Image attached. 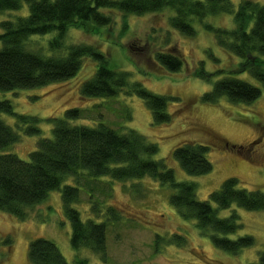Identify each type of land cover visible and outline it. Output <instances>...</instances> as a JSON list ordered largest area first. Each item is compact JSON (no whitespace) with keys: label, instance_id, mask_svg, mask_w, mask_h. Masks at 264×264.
<instances>
[{"label":"rangeland","instance_id":"1","mask_svg":"<svg viewBox=\"0 0 264 264\" xmlns=\"http://www.w3.org/2000/svg\"><path fill=\"white\" fill-rule=\"evenodd\" d=\"M246 0H233L234 9ZM264 4V0H252ZM29 13L25 4L21 9L0 12V22ZM111 25L93 31L70 27L65 44H87L102 50L109 66L129 73L132 82L139 81L153 93L168 98L167 111L171 121L154 125L152 111L137 94L121 92L114 97H84L81 87L92 78L99 63L84 58L78 73L69 79L51 82L38 88L0 91V98L9 99L18 114L33 115L40 119L38 134H27L25 127L11 114L0 113V119L15 128L19 141L6 151L19 158L30 160L42 137L52 138L54 120L64 117L67 109H80L81 116L70 124H109L113 129L126 132L133 128L157 143L154 159H162L173 169L177 181L196 182L199 200H208L224 180L236 177L238 187L264 191V88L261 96L252 103H235L227 97L217 102H204L201 95L213 88L194 73L203 61L207 71L219 68H237L240 57L223 49L204 24L195 17L192 21L195 35L182 34L170 24L173 11L163 9L142 15L124 14L111 10ZM204 22L234 28L232 14L206 18ZM3 28L0 23V34ZM55 33L32 36L26 49L51 54L49 40ZM3 44L0 40V48ZM171 51L182 58V69L176 72L162 68L155 57L159 51ZM249 83L262 85L254 76L238 75ZM259 139L251 150L246 142ZM186 142L204 144L207 157L213 164L212 172L190 175L183 170L173 150ZM226 142L228 145L226 146ZM241 145L243 148H239ZM1 154V152H0ZM66 183L76 184L73 179ZM81 185V186H80ZM81 194L73 207L80 210L83 219L99 217L107 221L106 260L89 248L75 250L70 242V220L65 215L61 190L49 193L45 201L27 209L24 219L0 210V264H32L29 260V243L39 237L55 242L67 263L86 258L90 264H250L258 262L264 252V211L245 210L233 204L218 211L221 217L238 213L241 224L236 232L227 233L232 239L251 235L254 244L239 253H231L214 244L213 231H203L196 219L179 214L170 198L175 192L169 185L151 177L115 181L104 177L96 181L80 178ZM63 186V185H62ZM97 203L98 215L92 203ZM217 207L216 203H212ZM119 216L116 219L113 213ZM222 236V235H221ZM10 238V243L5 242Z\"/></svg>","mask_w":264,"mask_h":264},{"label":"trees","instance_id":"2","mask_svg":"<svg viewBox=\"0 0 264 264\" xmlns=\"http://www.w3.org/2000/svg\"><path fill=\"white\" fill-rule=\"evenodd\" d=\"M25 4L29 10L27 15L0 22L3 28L0 34L3 44L0 48L1 92L38 88L69 79L78 73L82 60L89 57L99 65L92 78L82 84L84 97H114L121 92L137 94L152 111L154 125L169 123L171 114L166 110L167 97L153 93L139 81L132 82L127 71L112 69L106 54L97 47L67 45L64 41L70 27L96 31L100 26L111 25L113 17L108 13L111 10L142 15L166 8L173 11L170 24L182 34L195 35L192 21L196 17L204 24L205 30L214 35L216 43L241 59L237 68L216 71H207L204 62H200L194 76L209 82L221 75L214 81L213 88L201 95L204 102H217L225 96L235 103L250 104L261 96L264 88V4L260 2L246 0L234 9L233 0H0V12L21 9ZM226 13L233 15L234 28L204 22L206 18ZM48 33H55L49 40V51L53 53L46 55L26 49L32 36ZM155 57L168 71L176 72L183 67L182 58L171 51L156 52ZM240 73L254 76L262 88L238 78ZM0 113L16 117L29 135L41 132L37 127L39 117L18 114L9 99L0 98ZM64 115L54 120L52 138L42 137L38 141L30 160L4 152L19 141L20 134L0 119L1 211L24 219L27 209L45 201L51 191L61 190L63 209L71 223L73 248H89L105 261L107 221H101L99 217L83 219L80 210L73 207L81 194L80 178L83 176L88 181L97 182L104 177L115 181L151 177L175 190L170 198L171 204L183 217L196 219L201 230L211 229L215 245L236 254L254 244L251 235L237 239L228 237L227 233L236 232L241 226L237 222L239 215L233 212L221 217L218 211L233 204L245 210L264 211L263 190L240 188L239 180L230 177L211 193L208 200H199L196 182L177 181L172 168L162 159L153 158L158 153V145L143 133L133 128L120 132L103 122L95 127L72 125L70 121L81 116L76 107L67 109ZM208 151L206 145L193 142L180 144L173 150L180 166L191 176L212 172L213 164L206 155ZM69 178L76 184L66 183ZM96 206V202L91 205L98 215L100 209ZM111 212L116 219L119 218L116 212ZM10 240L6 239L4 244H9ZM28 254L32 264H69L59 246L48 238L31 241ZM74 263L90 264L82 257ZM250 264H264V252H260L258 262Z\"/></svg>","mask_w":264,"mask_h":264},{"label":"flooded vegetation","instance_id":"3","mask_svg":"<svg viewBox=\"0 0 264 264\" xmlns=\"http://www.w3.org/2000/svg\"><path fill=\"white\" fill-rule=\"evenodd\" d=\"M259 140V139H258ZM257 139H254V140H250L248 142H246L244 145H246L245 147L248 148V151L251 150L254 146V143L258 141ZM228 145V143L226 142V146ZM244 145H241L239 148H243L242 146Z\"/></svg>","mask_w":264,"mask_h":264}]
</instances>
